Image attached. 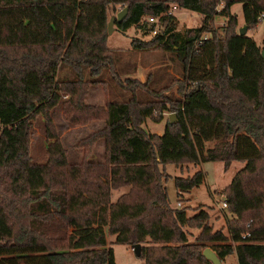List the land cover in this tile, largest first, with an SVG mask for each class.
I'll return each instance as SVG.
<instances>
[{
    "label": "trees",
    "instance_id": "trees-1",
    "mask_svg": "<svg viewBox=\"0 0 264 264\" xmlns=\"http://www.w3.org/2000/svg\"><path fill=\"white\" fill-rule=\"evenodd\" d=\"M224 1L217 12L220 0H0V264H114L106 233L115 243H139L144 264H213L205 246L220 260L232 254L238 264H264V58L252 36L238 34L230 13L242 3L244 25L262 23L264 34V0ZM170 4L201 14V25L176 30ZM111 5L127 9L113 29L149 35L130 36L131 49L175 55L181 96L167 98L166 107L136 99L147 77L117 71L120 51L106 45ZM216 15L226 18L221 34ZM101 70L129 92L125 100L85 102L88 87L103 83L94 78ZM55 105L70 124L103 120L80 140L76 163L66 161L55 132ZM157 105L158 113H174L160 133L142 126ZM38 115L48 139L42 162L28 153ZM98 137L103 158L93 161L88 154ZM208 160L225 168L244 162L222 190L234 215L226 218L229 235L212 229L202 206L186 215L187 206L169 205L165 163ZM203 178L201 169L174 175L176 196ZM124 185L111 200V190ZM187 227L199 229L192 241Z\"/></svg>",
    "mask_w": 264,
    "mask_h": 264
},
{
    "label": "rangeland",
    "instance_id": "rangeland-1",
    "mask_svg": "<svg viewBox=\"0 0 264 264\" xmlns=\"http://www.w3.org/2000/svg\"><path fill=\"white\" fill-rule=\"evenodd\" d=\"M119 6H108L105 15L106 22L108 18L115 15ZM230 13L237 17V28L244 26L242 15V3L236 2L230 8ZM175 17V29L184 30L185 28H193L201 25L203 16L199 13L192 12L182 8L173 10ZM226 18L222 15H216L214 18V27L221 34L222 28L225 24ZM113 27H115L113 25ZM246 35L252 36L256 43L262 48L263 44V24L258 23L253 28L246 30ZM208 36V34H205ZM130 36H139L142 39H148L149 35H140V31L134 27L130 28L127 35L124 36L116 31V28L106 36V45L118 49L120 52L119 58L116 60L117 71L123 72L125 69L143 73L144 81L147 77V89L136 90V99L140 102L148 100L154 101L158 105L162 104L166 107L167 98H179L181 96L179 87V80H181V68L175 55L170 50H163L159 47H150L145 49H126L130 46ZM134 75V74H133ZM141 75V74H140ZM94 78L101 79L103 83L92 85L88 87L85 95V102L87 104H103L106 100H125L129 96L126 89L116 86L107 76L105 70H101L95 74ZM158 105L155 106L152 116L146 117L142 126L149 132L160 133L165 120L168 119L169 113L172 111L162 109L159 113ZM157 110V111H156ZM51 119L54 125L55 132L60 141L61 146L65 151V159L69 163H76L82 158V147H80V140L89 134L95 132L103 125L102 119H95L84 124H70L68 123L59 107L55 105L51 110ZM174 115V113H173ZM42 118L38 115L33 122L31 128V135L29 136L28 153L30 159L34 162H42L46 157V143L48 139L43 132ZM213 141H207L206 145H212ZM88 158L93 161H101L103 158V138L95 139L91 146ZM244 165V162L233 160L228 167H224L221 160L202 161L199 164L182 163L175 165L173 163H165L164 169L171 177L164 182L168 201L170 206H178L177 200L180 202L179 206H187L185 214L192 215L197 210L196 206H202L209 214V223L212 229H222L228 234L226 226V218L234 215L222 206L224 199L223 188L227 185L234 173ZM197 169L204 172L202 182L185 191L181 196H176L175 188L173 186L174 175H189ZM128 185L119 186L111 190L110 199L114 200L120 193L125 192ZM186 230L190 233L187 239L192 241L194 236L199 233V229L194 227H187ZM229 235V234H228ZM113 234H105L106 244L112 248L114 264H144L142 258L134 255L130 245L113 242ZM231 241V240H229ZM210 244V242H206ZM233 243H235L233 241ZM221 264H238L234 255H227Z\"/></svg>",
    "mask_w": 264,
    "mask_h": 264
},
{
    "label": "water",
    "instance_id": "water-1",
    "mask_svg": "<svg viewBox=\"0 0 264 264\" xmlns=\"http://www.w3.org/2000/svg\"><path fill=\"white\" fill-rule=\"evenodd\" d=\"M126 11H127L126 7H123L121 9H119L115 15H112L108 18V20L106 22V34H110L113 31L114 22L119 23L123 19V17L125 16ZM247 29L248 28L246 25L238 28V34L244 35L246 33ZM260 52H261L262 57L264 58V46H263V48H261ZM168 117H169V121H171L173 118V113H169ZM130 247H131L134 255L138 256L140 253L139 243H132V244H130ZM202 253L213 264H221V260L218 257L217 253L210 246H205L202 249Z\"/></svg>",
    "mask_w": 264,
    "mask_h": 264
},
{
    "label": "built area",
    "instance_id": "built-area-1",
    "mask_svg": "<svg viewBox=\"0 0 264 264\" xmlns=\"http://www.w3.org/2000/svg\"><path fill=\"white\" fill-rule=\"evenodd\" d=\"M224 6H225V1L224 0H220V2L217 4L215 10L217 12H220L223 9ZM174 9H176V5L175 4H170L167 13L168 14H171V13L173 14V10ZM261 16H263V14ZM147 21L153 22V21H155V18H153V17H147ZM153 33H154V30L152 31V34ZM177 205H179V202L178 201H177ZM222 206H226L225 199L222 200ZM248 234H249V232L246 231V232H243L242 233V236H247Z\"/></svg>",
    "mask_w": 264,
    "mask_h": 264
},
{
    "label": "crops",
    "instance_id": "crops-1",
    "mask_svg": "<svg viewBox=\"0 0 264 264\" xmlns=\"http://www.w3.org/2000/svg\"><path fill=\"white\" fill-rule=\"evenodd\" d=\"M130 28H128L122 35H124V36H126L127 35V32H128V30H129ZM126 49H131V47L129 46L128 48H126ZM134 72V69H132V71H129V72H127L126 74H129V75H131V76H135V77H137V78H139L140 80H143V73L141 72H138V71H136L135 73H133ZM134 74V75H133ZM141 74V75H140ZM179 202V201H178ZM179 204H180V202H179Z\"/></svg>",
    "mask_w": 264,
    "mask_h": 264
}]
</instances>
